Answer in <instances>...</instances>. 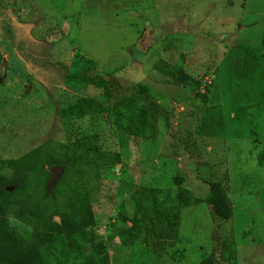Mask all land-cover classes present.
Masks as SVG:
<instances>
[{"label":"rangeland","instance_id":"obj_1","mask_svg":"<svg viewBox=\"0 0 264 264\" xmlns=\"http://www.w3.org/2000/svg\"><path fill=\"white\" fill-rule=\"evenodd\" d=\"M238 47L244 60L233 52ZM82 59L150 98L118 91L103 99L102 88L68 78L86 65ZM181 73L191 77L188 86L178 83ZM207 87L210 99L200 112L192 102ZM80 96L122 111L121 129L112 127L110 114L67 121L73 132H98L96 139L73 137L78 152L121 154L115 165L92 168L93 231L110 264H199L212 255L215 231L229 248L214 264H264V0H0V157L48 138L64 141L59 107ZM140 106L156 115L155 132L150 118L137 113ZM5 167L0 160V174ZM209 181L226 189L233 207L228 220L216 219L205 203L184 208L179 239L162 255L144 244L143 234L123 244L109 238L126 225L118 224L120 213L132 215L136 187L161 188L178 200L182 185L204 198ZM77 207L70 208L73 216ZM4 214L28 245L33 220L15 205ZM84 251L64 259L57 242L39 246L46 264H80L91 247Z\"/></svg>","mask_w":264,"mask_h":264},{"label":"trees","instance_id":"obj_2","mask_svg":"<svg viewBox=\"0 0 264 264\" xmlns=\"http://www.w3.org/2000/svg\"><path fill=\"white\" fill-rule=\"evenodd\" d=\"M240 48L233 52L238 59L244 60L245 54H242V57L239 55ZM244 49L242 52L246 51ZM85 63L86 65L79 70L68 73V78L95 88H102L103 99H112L118 91H131L130 93L141 101L150 98L148 93L138 89L133 91L130 86L123 85L111 72L93 71L90 67L91 60H86ZM190 78L187 73H181L177 81L188 86L187 81ZM209 95V87L206 91L197 92L192 107L200 112L206 110ZM216 95L219 98L218 94ZM119 99L126 98L120 95ZM58 111L60 120L66 126L65 128L63 125L66 132L64 141L48 138L18 157L1 160L11 169V175L7 177L0 174V264H46L39 253V246L45 242H57L65 251L64 259L68 252L73 250L83 255L84 248L89 245L91 252L80 264H110L104 243L93 231L96 220L92 204L97 181L92 174V168L115 165L120 161L121 154L111 148L95 151L91 156L78 152L71 139L73 137L82 140L96 139L98 132L94 127L90 133L73 132V129L68 128L67 121L69 118L84 114H90L96 119L110 114L112 127L121 129L124 127L122 111L116 104L105 103L92 96H80L75 102L59 107ZM136 111L141 117L150 118L151 128L154 131L156 115H148L143 106L138 107ZM130 130L135 134L134 129ZM54 165L60 166V173L50 184L51 168ZM208 189V195L202 198L179 185L176 189L177 200L166 190L140 185L130 195L132 215L120 213L118 224L126 223V225L116 227L109 238H117L119 243L123 244L133 242L143 234V242L146 246L153 247L159 255L165 254L179 239L181 212L184 208L205 203L210 206L216 219L230 218L233 207L225 187L219 181H209ZM75 203L78 205L77 216H73L70 212L71 206ZM10 205L17 206L18 214L29 216L33 220L35 236L28 245L7 225L4 212ZM217 233L215 231L212 236L214 242L212 255L199 264H214L217 255H221L222 251L229 248ZM76 235H79L85 244L78 243ZM219 241L222 242L221 245Z\"/></svg>","mask_w":264,"mask_h":264},{"label":"water","instance_id":"obj_3","mask_svg":"<svg viewBox=\"0 0 264 264\" xmlns=\"http://www.w3.org/2000/svg\"><path fill=\"white\" fill-rule=\"evenodd\" d=\"M51 171H52V178H51L50 184H52V182L58 177V175L60 173V166L59 165H54L51 168Z\"/></svg>","mask_w":264,"mask_h":264},{"label":"crops","instance_id":"obj_4","mask_svg":"<svg viewBox=\"0 0 264 264\" xmlns=\"http://www.w3.org/2000/svg\"><path fill=\"white\" fill-rule=\"evenodd\" d=\"M16 147H18V148H22V145H15ZM24 153V152H23ZM22 153V154H23ZM22 154H19V155H17V154H14V156L15 157H18V156H20V155H22ZM14 156L12 157V158H14ZM2 159H5V158H3V157H0V160H2ZM5 170H6V172L3 174V175H5V176H7V177H9L10 175H11V169L9 168V167H5Z\"/></svg>","mask_w":264,"mask_h":264}]
</instances>
